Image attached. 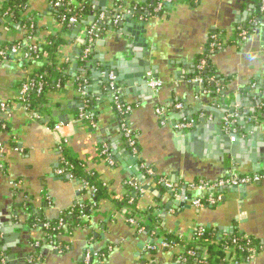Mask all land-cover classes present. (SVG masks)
<instances>
[{"label":"crops","instance_id":"0c3cea01","mask_svg":"<svg viewBox=\"0 0 264 264\" xmlns=\"http://www.w3.org/2000/svg\"><path fill=\"white\" fill-rule=\"evenodd\" d=\"M157 2L101 0L98 8L107 15L132 17V23H126L124 29L112 23L97 40L87 63L82 56L88 24L60 28L49 0H30L19 22L9 16L1 20L0 47L23 40L26 30L22 22L26 20L34 19L35 40L40 46L50 36L61 34L66 45L57 60L68 64L71 76L64 87L48 94L44 112L37 116L20 103V86L43 64L19 62L20 56L14 55L0 59V105L10 107L3 117L7 130L0 128V143L4 145L0 153V243L10 254L14 250L23 255L16 263L86 264L85 255L91 251V264H198L191 259L181 261L178 247L147 248L166 235L189 240L198 228L205 227L219 239L236 232L254 238L261 250L250 263L243 264H264V178L240 192L222 190V203L208 208L190 204L191 200L204 201L209 195L206 191L180 190L175 194L167 189L156 199L159 193L153 188L141 197L130 185L148 183L142 164L156 176L170 181L175 178L172 182L188 186L216 181L230 173L264 176V16L260 0H176L153 17ZM6 3L0 0V10ZM240 29L248 32L246 40L240 38ZM214 33L222 34L223 48L210 53ZM135 47L140 51L131 53ZM205 55L221 81L220 92L191 82L198 59ZM108 71L117 73L128 85L115 81L113 89L110 78L105 82ZM151 77L164 82L158 96L148 87ZM80 86L84 94L79 93ZM117 92L122 103L134 106L128 121L136 136L137 154L124 137L123 117L115 103ZM86 103L92 121L77 120ZM178 104L183 105L181 111L175 110ZM159 107L174 108L167 113L165 126L156 113ZM226 107L238 115L231 128L240 134L235 155L225 151L220 139L224 125L220 130L214 124L215 114ZM56 112L68 122L63 130L68 142L63 155L85 166L86 172L107 189L95 208L93 194L84 190L80 181L56 174L62 166L52 127L61 123ZM183 119L193 123L185 131L194 136H178L182 131L174 126ZM104 146L112 155V166L102 156ZM131 195L138 198L135 215L123 206ZM81 206L88 216L85 220L79 217L87 225L65 223L56 241L63 251H56L43 239V231L48 230L45 225H59L63 215L72 221L75 215L68 213ZM154 209L153 216L161 217L160 228L150 232L146 214ZM132 216L139 226L127 221ZM33 217L42 228L30 224ZM211 242L206 245L208 257L214 249ZM224 246L219 250L229 264L232 254L225 253Z\"/></svg>","mask_w":264,"mask_h":264},{"label":"built area","instance_id":"2783aa9c","mask_svg":"<svg viewBox=\"0 0 264 264\" xmlns=\"http://www.w3.org/2000/svg\"><path fill=\"white\" fill-rule=\"evenodd\" d=\"M76 0H56L55 2H50V5L52 9H56L57 11L60 10L61 8H65L67 14H63L59 17L58 21L56 20L57 25L60 28L63 29H69L72 27H83L87 20L90 18L94 17V21L90 22L86 28H85V33H86V47L83 52L82 59L87 62L89 60V57L92 55L95 44L99 37L105 32V24L107 21V13L102 12L97 15H92L91 17H85L83 20L79 19V17L75 14L73 7H79L80 3L75 2ZM83 2H91L92 0H82ZM176 0H158V2L155 4L153 8V17L159 16L161 13L165 11L166 8L174 5ZM260 8L261 12L264 13V0H260ZM92 11L97 10L98 8L93 5L91 7ZM5 19L7 17H4ZM121 20V16L117 15L115 19L113 20V24L117 25L118 22ZM31 21L35 24L34 19H31ZM240 38H243L246 40L248 38V32L246 30L240 29ZM223 39H222V34L219 33H214L210 37V45L211 47V52H215L218 50H221L223 48ZM40 45L37 43L35 40V35H32L28 32H26L24 38L20 43H17L16 45L12 46L10 48V52L8 53L7 50L2 46L0 47V59H8V55L12 54L14 56H20L18 59L19 62H36L39 64L46 65L48 64V59L49 56L48 54H43V55H38ZM36 55V56H34ZM57 58L60 60L62 58L61 51L58 53ZM207 65V60L202 59L201 62L197 65L196 69L197 70H204ZM44 73L37 74L35 76V80H28L20 89V96H19V101L22 104V106L28 110V105H27V97L29 90L31 88H35L38 93H41L44 89V78H45ZM57 77V76H56ZM111 84L110 86L115 89V80L116 77L113 74H110L109 76ZM211 82H213L216 85V92L221 91L220 83L212 77ZM197 84H204V80L200 76H195V78L191 81ZM148 87L153 91V94L158 96L160 89L164 86V82L161 80L155 79L151 77V79L148 81ZM65 86V85H64ZM60 83H58L57 88H62L64 87ZM79 93L84 94V87L80 86L79 87ZM211 92V91H210ZM115 103L117 105V110L123 117L122 119V130L124 133V137L126 138L131 150L137 154V140L136 136L134 134V131L131 127L130 122L128 121V117L132 114L134 111V106L126 103H122L120 100V92L115 94ZM88 108L87 103L84 105V108L82 109L83 112L80 114V119L78 118L77 120H89L92 121L90 115L87 113L86 109ZM183 109L182 104H178L175 106V110L181 111ZM174 110L173 109H164V108H157L156 113L162 117L161 124L163 126L167 125L169 122V119L167 118V113ZM10 111L9 105L6 103H2L0 105V128L3 130H7V126L5 122L3 121V117L6 113ZM29 111V110H28ZM37 116H40L37 114ZM238 115L236 114H228L225 116L223 122H224V127L226 132L231 131L232 124L234 122V119H236ZM39 118V117H38ZM92 125L93 122H91ZM66 127L64 123H60L56 126H53V133L56 136L59 144V150L62 153L61 157V168L58 169L57 175L64 177L65 175L69 177L71 180H75L74 175L66 173V169L63 167H68L72 168V164L66 159V157L63 155V151L66 149V146L68 144L66 140V136L63 134V130ZM193 127V123L189 122L185 119L182 121L178 122L175 124L174 128L179 132V131H185L187 129H190ZM4 150V145L0 143V153L3 152ZM102 156H104L108 163L112 166L114 165V160L112 158V155L110 154V151L107 146H104L102 149ZM141 169L145 171L147 175L150 177H153L155 175L154 171L146 166L145 164L141 165ZM264 176L261 174H254V175H245L241 176L235 173H230L229 175L218 179L216 181H200L199 184H193L188 186L185 189H180L179 183L172 182L168 180L167 178L160 179V182L170 191L174 192L175 194L178 193L180 190H186V191H206L209 192L208 197L202 201V200H191L190 204L196 208H208V207H216L219 204L222 203L223 197L220 193L222 190L226 189H237L241 187H246L252 184L259 183L263 180ZM150 181V179H149ZM144 183L143 185H137V184H132V187L135 188V190L139 193L141 197H143L145 194H147L148 190L152 189V186L150 183ZM81 184L83 186V189L86 191H89L90 193L94 194L96 193V189L92 186H90L87 182L81 181ZM155 192V190H152ZM157 196V195H156ZM183 203L185 204L186 201L184 200ZM183 204V205H184ZM97 206V202H94L92 205V208H95ZM76 211H70L68 214H73ZM77 213L82 217L83 220L87 219V213L85 212V209L83 206H81L78 210ZM64 217L60 219L59 225L57 229H61L64 226ZM127 221L137 227L139 226L138 220L136 217H130L127 219ZM45 228L49 229L50 225H45ZM143 229L140 228L139 231H142ZM205 235V227H200L195 231V236L193 238H190L189 240H183L179 239L180 243L179 245L173 244V242L168 241L167 237L162 236L160 239H157L156 241H153L150 245H148L147 250L148 251H155L158 248L160 249H169L173 250L177 248L179 250V259L183 262H187L188 259L191 258H196L198 256L197 250H200L203 252L202 255V260L203 259H208V249L206 247L208 241L204 239ZM50 244L54 245V249L56 251L62 252L63 248L61 246H57L56 243L50 242ZM255 247L251 246V243L248 242L245 246H242V244H239L237 238L233 239L232 245H225L224 250L225 253L227 254H232L230 263L229 264H243V262L250 263L254 257L257 255L255 252ZM246 253H249L250 255L245 256ZM242 254L241 256H239ZM94 256L91 251H88L87 254L85 255V262L86 264H91ZM197 260V259H196ZM202 261H198V264H201ZM0 263L1 264H7L6 259L3 257V254H1L0 258ZM97 264H102L101 262H98Z\"/></svg>","mask_w":264,"mask_h":264},{"label":"trees","instance_id":"16d2710c","mask_svg":"<svg viewBox=\"0 0 264 264\" xmlns=\"http://www.w3.org/2000/svg\"><path fill=\"white\" fill-rule=\"evenodd\" d=\"M30 0H12L10 2H7L3 9L0 10V24H1V20L4 17H10L12 18L14 21L19 22L21 21V12L25 11L27 8V4ZM56 0H49V2H55ZM80 1V6L79 7H73V10L75 12V14L79 17V19L83 20V18L85 17H91L92 15H97L100 14L102 12H104L103 10L98 8V0H92L91 2H83L82 0H78ZM95 5L98 9L95 11H92L91 7ZM166 10V9H165ZM55 12V19L58 21L59 17L63 14H67L65 8H61L60 10H56L54 9ZM262 16H264V13H262ZM118 14H108L107 15V21L105 24V29H109V27L112 25L113 20L115 19V17ZM22 26L24 28V30H26V32L35 35L36 31H37V27L36 25L31 21V20H26L22 22ZM68 29V28H67ZM64 32V30L62 31V33ZM17 43V42H16ZM16 43L13 44H9L7 46H3L7 52H10V48L14 45H16ZM66 45V40L65 38L61 35V34H57V35H52L48 38L47 43L41 45L39 47V51H38V55H43V54H48L49 56V60H48V64L42 66L39 70H37L36 72L32 73L31 75H29L26 79H24V81L22 82L20 89L22 88V86L28 81V80H35V76L37 74L40 73H44L46 76L44 78V89L41 93H38V91L35 88H31L29 90L28 93V97H27V105H28V110L31 113H35V114H42L44 112V107L47 104V97L48 94L51 92L56 91L57 85L58 83H60L62 86H64L66 83H68L69 81H71V76L69 74V68H68V64L67 63H63V64H59V61L57 60V54L60 52V49L62 47H64ZM209 52H211V47H209ZM36 56V55H34ZM12 57V54L8 55V58ZM202 59H208V56L205 55L204 58ZM202 59H198L197 64L198 65ZM33 62V61H31ZM28 62V63H31ZM87 63V62H85ZM200 76L203 80H204V84L206 86V88H208V90L216 93V85L211 82V78L214 77L219 83H220V87L221 85V81L220 79L216 76V73L214 72V70L211 67V63L209 62L205 69L200 71V70H196V76ZM57 76V77H56ZM81 84L80 82L78 83V85ZM90 108L88 107L86 109V111H88ZM53 127V126H52ZM69 159V158H68ZM71 164H72V168H68V167H63L66 169V173L68 171V173L74 175L75 180L77 181H85L87 182L90 186L94 187L96 189V193L94 194V202H99L100 199L103 198L104 195H106L107 189L103 186L102 183H100L97 180V177L95 175H93L92 173H88L86 172L85 166L81 165L78 161H73L71 159L68 160ZM146 175L147 179H150V185L152 186V188L155 190V192L159 193V195L156 196V199H158L166 190L167 188L160 182V179H163L165 177H160V176H156L154 175L153 177H150L149 175ZM241 176H245V175H241ZM66 177V175L64 176ZM133 184V183H132ZM196 184H199V182H196ZM132 186V185H131ZM180 189H185L188 187V185L183 184V183H179ZM221 192V191H220ZM159 196V197H158ZM131 200L132 204H128V202ZM138 198H133L132 195L128 197V199L126 200V203L123 204V206H128V208H130V211L132 212V214L135 215L136 213V203H137ZM159 202V201H158ZM161 208V207H160ZM159 209V208H157ZM157 212L156 209L154 210H150L148 211V213L146 214L148 216V218L151 221V226L147 227V231H153L156 230V228H160L159 227V223L161 222V217L160 216H153V214ZM74 219L72 221L68 220L67 218H64V223H66L65 225L69 224L70 226L73 224V226H77V225H81L83 224V226L87 225V222H82L81 218L79 217V214L76 212L74 213ZM38 220L36 219V217H33L30 220V224L31 225H39L40 228H42L43 226H41V223L37 222ZM58 228V223L50 225V228L48 230L43 231L44 234V240L46 241V243L49 242H53L56 243V241L58 242L57 237L59 236L60 232L62 231L61 229H57ZM168 241L173 242V244H177L179 245L180 241L178 240L177 237L173 236V235H166ZM237 238L239 244H242V246H245L248 242L251 243L252 247H255V252L258 253L261 250V247L259 245V243L254 239V238H249V237H244L243 235H241L240 233H234L232 236L229 237H225L224 239H219L216 235L213 234V231L205 228V235H204V239L206 241H212L214 242L213 246H214V251L212 250L210 257L208 259H203L202 260V255L203 252L200 250H197L198 252V256L196 258H191V260H196V261H202L201 264H227L224 260H225V255L222 251L219 250V248L221 246L224 245H232L233 239ZM211 244V245H212ZM1 243H0V258H1V254H2V248H1ZM242 254H240L241 256ZM250 255L249 253H246L245 256ZM190 260V259H189Z\"/></svg>","mask_w":264,"mask_h":264},{"label":"water","instance_id":"95a60500","mask_svg":"<svg viewBox=\"0 0 264 264\" xmlns=\"http://www.w3.org/2000/svg\"><path fill=\"white\" fill-rule=\"evenodd\" d=\"M9 1H11V0H7V2H9ZM101 0H98V3L100 2ZM132 19V17L130 18H128L127 16H123L122 18H121V20L118 22V26L119 27H121L122 29H124V27H125V25H126V23H132L130 20ZM94 21V17H92V18H90L89 19V22H86L85 24H89L90 22H93ZM134 23V22H133ZM131 25V24H130ZM129 25V26H130ZM129 49H130V46H129ZM134 51H140V48H134V50L133 49H131V53H133ZM137 57L138 58H140V55H137ZM110 71H108L107 73H106V77L107 78H105V82H108L109 83V76H110ZM113 75L116 77V83H119V84H122V85H128V83H124L123 82V78L122 77H120L117 73H113ZM108 79V80H107ZM148 79L149 78H146V81H148ZM157 79V78H156ZM150 80V79H149ZM130 86V85H129ZM91 106L93 105V103L91 102V103H89ZM83 108H84V106H83ZM201 110L202 111H205V112H214L213 110H211L210 108H205V109H203V108H201ZM215 113V112H214ZM227 114H233V110L232 109H229V108H224L220 113H216L215 115H216V120H215V122H214V124L216 123V125H217V128H219L220 130H221V127L224 125V123H223V120H224V118H225V116L227 115ZM55 117L56 118H58L59 119V121L61 122V123H64V124H68V122L66 123V119H65V122H64V120H63V118H61V117H59L58 116V113L56 112L55 114ZM90 115V114H89ZM201 122L202 123H205V119H202L201 120ZM234 124H232V126H233ZM232 128V127H231ZM232 130H233V128H232ZM178 136H183V137H191V136H194V133H187L186 131H182L181 133H179L178 134ZM240 134H235L233 131H230V132H226L225 130H223V131H221V133H220V139H221V141L223 142V145H225L224 146V148H225V151L227 152V153H229V154H232V155H235L236 154V151H237V146H238V144H239V141H240ZM233 140V141H232ZM175 180V178H172V181H174ZM243 187H241V188H235V189H233V191H237V192H240L241 191V189H242ZM245 188V187H244ZM11 248H13L12 246H11ZM2 252H3V257L6 259V261H7V264H19V263H16V259H23V255H21V256H19V255H16V252L14 251V250H12V254H10L9 252H8V247H4L3 249H2ZM20 264H25V262H23V261H21V263Z\"/></svg>","mask_w":264,"mask_h":264},{"label":"flooded vegetation","instance_id":"af4514ba","mask_svg":"<svg viewBox=\"0 0 264 264\" xmlns=\"http://www.w3.org/2000/svg\"><path fill=\"white\" fill-rule=\"evenodd\" d=\"M247 187V186H246Z\"/></svg>","mask_w":264,"mask_h":264}]
</instances>
